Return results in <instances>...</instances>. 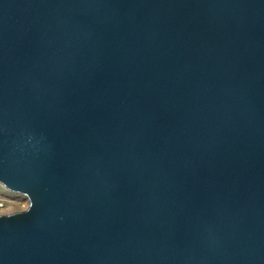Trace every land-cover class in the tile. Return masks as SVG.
<instances>
[{"label": "water", "instance_id": "95a60500", "mask_svg": "<svg viewBox=\"0 0 264 264\" xmlns=\"http://www.w3.org/2000/svg\"><path fill=\"white\" fill-rule=\"evenodd\" d=\"M0 264H264V0H0Z\"/></svg>", "mask_w": 264, "mask_h": 264}, {"label": "rangeland", "instance_id": "374dc122", "mask_svg": "<svg viewBox=\"0 0 264 264\" xmlns=\"http://www.w3.org/2000/svg\"><path fill=\"white\" fill-rule=\"evenodd\" d=\"M28 201L24 195L10 192L0 185V213L22 211Z\"/></svg>", "mask_w": 264, "mask_h": 264}]
</instances>
